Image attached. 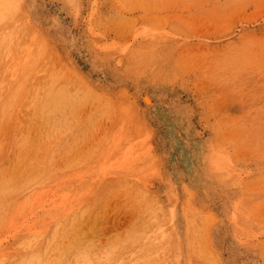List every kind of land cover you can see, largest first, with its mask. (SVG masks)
Instances as JSON below:
<instances>
[{
  "label": "rangeland",
  "instance_id": "obj_1",
  "mask_svg": "<svg viewBox=\"0 0 264 264\" xmlns=\"http://www.w3.org/2000/svg\"><path fill=\"white\" fill-rule=\"evenodd\" d=\"M0 264H264V0H0Z\"/></svg>",
  "mask_w": 264,
  "mask_h": 264
},
{
  "label": "bare ground",
  "instance_id": "obj_2",
  "mask_svg": "<svg viewBox=\"0 0 264 264\" xmlns=\"http://www.w3.org/2000/svg\"><path fill=\"white\" fill-rule=\"evenodd\" d=\"M143 101H144V104L146 105V107H148V108L151 107L153 104L152 98L148 94L143 96Z\"/></svg>",
  "mask_w": 264,
  "mask_h": 264
}]
</instances>
